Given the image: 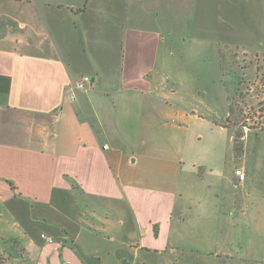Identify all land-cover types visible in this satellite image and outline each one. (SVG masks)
I'll return each instance as SVG.
<instances>
[{"label": "crops", "instance_id": "crops-1", "mask_svg": "<svg viewBox=\"0 0 264 264\" xmlns=\"http://www.w3.org/2000/svg\"><path fill=\"white\" fill-rule=\"evenodd\" d=\"M191 45L213 66L204 84L178 70L194 62L174 59ZM82 76L94 81L87 104L75 88ZM243 91L259 108L241 156L229 157L243 179L127 151L158 172L146 184L114 147V94L126 100L123 116L229 132L240 123L229 98ZM195 94L204 115L188 111ZM0 255L9 264H264V0H0Z\"/></svg>", "mask_w": 264, "mask_h": 264}, {"label": "rangeland", "instance_id": "rangeland-1", "mask_svg": "<svg viewBox=\"0 0 264 264\" xmlns=\"http://www.w3.org/2000/svg\"><path fill=\"white\" fill-rule=\"evenodd\" d=\"M174 54V59H181L183 56L189 61L194 62L184 66L180 65L178 69L181 73H187L186 71L189 72V70L192 72L195 77L192 84H204L206 82L207 69L208 71H211L213 67L207 61V58L209 57L206 50L191 45L180 48L179 51H175ZM229 58L230 59L228 60L224 58L222 61V67L225 74L229 72L231 73L232 67H234V59L231 54ZM93 89L94 87L90 91L80 92V94L82 93L81 100L86 104L88 100L87 95ZM247 95L248 92L243 91L239 97L229 98L232 101L230 106L232 105L233 109L236 111L234 112L235 116L233 119L240 123L237 124L236 122L237 126L233 130L224 132L219 129L211 131V127L205 122H198L196 124H192L191 122L187 123L180 113L179 117L183 118V120L180 118L165 119V115L163 114L158 117V115L156 116L147 112H135L132 116H123L122 113L124 112H122V106L126 104V100H123L121 95L114 94L110 97L113 106L111 105L112 111L111 113L108 112V116H111L110 123H112L114 129L113 133L119 134L121 137L117 138L114 147L126 152L125 161L126 166H128L127 168H130L129 170H134L135 177L138 178V180L142 179L144 183H146L144 180L145 176H153L157 178L156 176H158V172H153L150 166H147L145 169L147 162L135 166V164H133L134 156L127 154L129 153L127 152L129 150L135 151L136 155H148L150 158H154L152 159L154 161H149L157 165L164 164L162 163L164 162L162 161L163 159H178L183 156L185 170H190L194 174H199V176L203 172L208 174L209 169H211L215 175H218L221 171L225 172L228 169L231 170L232 174L233 172L235 174L234 163H231V167H227L228 162L230 164V153L232 155V146L228 144V138L233 135L234 131L243 133L246 128H254L250 126L257 122V113H259V108L254 110L250 106V100L248 101ZM193 99V104L191 99L187 100L188 104L193 105V108H190L188 111H194V114L204 115L205 111L199 103L200 97H197L195 94ZM206 102L210 106L213 105L216 111L219 110L218 103L214 100L209 99ZM258 106L259 103L256 107ZM167 114L169 113L167 112ZM84 117H86V115ZM87 118H89L88 114ZM123 136L124 139H126V142L141 139L143 143L141 145L127 144L122 140ZM184 136L186 137L185 141ZM149 164L150 163H147V165ZM159 177L164 179L161 176ZM147 182L151 183L150 179H148ZM192 188H203V184L198 183Z\"/></svg>", "mask_w": 264, "mask_h": 264}, {"label": "trees", "instance_id": "trees-1", "mask_svg": "<svg viewBox=\"0 0 264 264\" xmlns=\"http://www.w3.org/2000/svg\"><path fill=\"white\" fill-rule=\"evenodd\" d=\"M242 137H243V133L239 131H234L232 135L231 146H232V158L234 161L238 160L243 152ZM0 264H9L8 259L0 255Z\"/></svg>", "mask_w": 264, "mask_h": 264}, {"label": "built area", "instance_id": "built-area-1", "mask_svg": "<svg viewBox=\"0 0 264 264\" xmlns=\"http://www.w3.org/2000/svg\"><path fill=\"white\" fill-rule=\"evenodd\" d=\"M94 87L93 78L90 76H82L76 84V89L81 92L90 91ZM259 115V113H257ZM254 125V123H253ZM235 175L239 177V179H243V175L240 171H235ZM42 238L46 239L49 243H51L50 239L45 238L43 235Z\"/></svg>", "mask_w": 264, "mask_h": 264}]
</instances>
